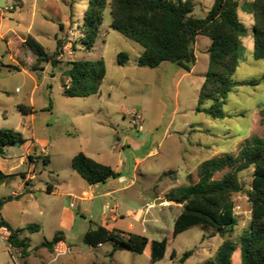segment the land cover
Returning <instances> with one entry per match:
<instances>
[{
    "label": "rangeland",
    "instance_id": "1",
    "mask_svg": "<svg viewBox=\"0 0 264 264\" xmlns=\"http://www.w3.org/2000/svg\"><path fill=\"white\" fill-rule=\"evenodd\" d=\"M252 1L239 0L243 34L239 64L233 73L236 86L224 98L223 117L196 111L208 67L207 36H197L196 62L191 71L168 61L157 67L139 66L136 60L144 47L110 26L108 3L97 39L87 48L78 38L88 0L0 1V128L19 131L26 139L23 144L6 145L0 154V170L17 173L8 180H0V199L13 191L23 192L20 172L34 174L33 192L2 206L15 226H40L38 230L26 231L30 241L28 254L23 257L18 248L0 237V264H40L50 258L54 259L52 264H198L215 254L223 237L211 227L197 224L172 236L181 206L164 199L173 197L179 186L196 181L202 161L214 155L236 154L247 138L264 135L260 113L264 108V58L253 56ZM213 2L195 0L193 13L204 16ZM27 34L40 41L49 53L56 49L57 40L61 41L62 55H58L61 61L57 67L45 62L43 70L30 68L35 55L22 43ZM121 51L128 54L123 65L117 62ZM99 58L106 68L100 91L88 96L64 95L69 61ZM250 79L258 82L245 83ZM19 104L33 111L24 114L18 109ZM211 104L207 101L203 106L208 108ZM137 112L143 117L141 130L132 122ZM28 148L38 155L34 162L21 164L20 157ZM42 148L48 156L47 164L43 163ZM79 151L120 173L108 180V186L131 185L111 198H100L101 191L96 188L90 192L89 183L71 167V158ZM11 167L14 168L10 170ZM223 171L215 177H221ZM238 175L243 189L233 194L237 224L230 236L236 244L232 264H241L239 235L250 217L247 190L252 168L239 171ZM121 177L126 179L122 183ZM49 183L57 190L46 192ZM105 201L106 210L102 207ZM116 203L117 212L128 205L138 206L137 210L142 212L138 220L131 216L119 220L123 225L119 228L132 221V232L149 240L167 238L161 259L150 258L149 245L136 253L113 240L99 247H91L83 240L82 233L89 227L107 226L104 216ZM64 206H70L75 216V221L65 229L71 248L53 252L42 243L63 229L60 218ZM187 250L192 253L184 256Z\"/></svg>",
    "mask_w": 264,
    "mask_h": 264
},
{
    "label": "trees",
    "instance_id": "2",
    "mask_svg": "<svg viewBox=\"0 0 264 264\" xmlns=\"http://www.w3.org/2000/svg\"><path fill=\"white\" fill-rule=\"evenodd\" d=\"M107 3L112 17L110 26L144 47L136 60L139 66L157 67L168 61L185 71H191L196 62L194 48L197 36H207L210 39L206 49L208 67L199 89L196 111H207L212 117L224 116V98L236 86L233 73L239 64V43L243 34V26L238 17L239 0H214L204 16L193 13V0H88L78 38L87 48L93 46L97 39ZM251 8L253 56L260 59L264 58V0H253ZM22 43L35 55L30 65L32 70H43L45 62H49L52 67L59 65L60 40H57L56 49L52 53L47 52L42 43L31 34H27ZM15 47L17 51L21 50L16 43ZM127 61L128 54L119 52L118 64L123 65ZM69 63L68 82L64 84L62 91L64 95L88 96L100 91L106 74L102 58L71 60ZM257 82L256 79H250L245 83ZM207 101H212L208 108L203 106ZM18 109L24 114L33 111L24 104H19ZM260 113L264 123V108ZM24 141L19 131L0 128V146ZM27 158L33 161L35 157L28 155ZM43 163H47L46 158H43ZM71 167L89 184L120 176L110 165L93 159L83 151L72 156ZM250 167L252 177L250 188L247 190L250 217L248 225L239 235L241 264H264V135L247 138L236 154L214 155L202 161L198 167V179L179 186L173 197L169 198L181 206V211L173 223V237L197 224L211 227L223 237V242L215 254L198 264H232V253L236 244L230 236L237 224L233 194L243 189L238 172ZM221 171L222 176L215 177V174ZM15 174L17 173L6 174L0 170V180ZM20 174L23 175L22 172ZM50 186L47 184V192L51 191ZM14 197L17 196L9 195L0 200V207ZM0 225L10 228L11 233L7 241L20 250L22 257L26 256L29 238L21 236V233L24 230H38L39 224L29 223L13 228L1 218ZM63 239L62 231H58L42 245L53 250L55 244ZM83 240L92 247L113 240L121 247L136 253L143 252L149 245L150 258L153 261L165 255L168 245L166 237L161 240H149L140 233L118 228L109 229L103 225L87 229ZM191 253L192 250H187L184 256Z\"/></svg>",
    "mask_w": 264,
    "mask_h": 264
},
{
    "label": "crops",
    "instance_id": "3",
    "mask_svg": "<svg viewBox=\"0 0 264 264\" xmlns=\"http://www.w3.org/2000/svg\"><path fill=\"white\" fill-rule=\"evenodd\" d=\"M194 2H195V0H193ZM33 60H34V58H33ZM33 62V61H32ZM32 64V63H31ZM192 70V69H191ZM67 82H68V79H67ZM25 141H26V139H25ZM24 141V142H25ZM24 142H22V143H19V144H23ZM5 146L6 145H4V146H2V148L3 149H5ZM41 152L42 153H44L43 155H42V157L43 158H46L47 159V163L49 162V160H48V156H45V150L42 148L41 149ZM3 153H4V150H3ZM86 154V153H85ZM28 155H31L32 157H35L36 155H38V154H33L31 151H29V148L27 149V151H26V153H25V155H22L21 157H20V163L21 164H26L27 162H29V163H32V162H34V160H35V158L33 159V161H30V160H28V158H27V156ZM47 163H45V164H47ZM12 168H14V167H11L10 168V170L12 169ZM116 171V170H115ZM5 173V172H4ZM23 173V175H21L22 176V188H24V190H23V192L22 193H19L18 191H16V192H12L11 194H9V195H13V196H17V197H14V198H18V197H20L21 195H23V194H25V193H29V192H33V190H34V187H33V183H32V179H34L35 177H34V174H30V172L29 171H27V172H22ZM6 174H10V173H6ZM15 175H17V174H15ZM14 175V176H15ZM10 178V177H9ZM9 178H6V179H4V180H1V181H5V180H8ZM109 179H111V178H109ZM109 179H107L105 182H101L102 183V186L101 187H98L97 186V183H95V184H89L90 186V192H91V190L93 189V188H96L97 190H100L101 191V193L98 195L100 198H106V197H110L111 198V196L114 194V193H119V191H121V190H124V189H127V187H129L131 184L130 183H127V184H125V185H120L119 187H113L114 185L112 184V185H109L108 186V180ZM121 179V183H122V180L123 181H125L126 179H125V177H121L120 178ZM50 184V183H49ZM51 186V191L50 192H48V193H51V192H53V191H55V190H57L56 188H54V186L52 185V184H50ZM95 189V190H96ZM93 191V190H92ZM99 191V192H100ZM47 192V191H46ZM66 195H68L69 196V193H65ZM9 195H7V196H9ZM93 194H91L90 196H92ZM6 196V197H7ZM70 196H73V195H71L70 194ZM74 197V196H73ZM159 197V196H158ZM5 197H3V198H1L0 200H3ZM13 199V198H12ZM11 200V199H10ZM82 200V199H81ZM7 201H9V200H7ZM7 201H5V202H7ZM164 201L165 202H171L169 199H164ZM28 202L26 201L25 202V205H24V209H25V206H26V204H27ZM73 207H74V204H73ZM77 207L78 208H81L82 206H80V205H77ZM102 207H104L105 208V210L106 209H108V201H105L104 203H103V206ZM64 208H65V210L63 211V214L61 215V218H60V222L63 224L62 226V230H59V231H62V234H63V237H64V239L63 240H61L60 242H63V243H65L66 244V246H68V248L70 249L71 248V244L70 243H68V235H67V233H66V228L67 227H69L74 221H75V219H74V215H73V213H72V210H71V207L70 206H64ZM137 208H138V206H133V205H128V206H125V208H124V211H122V212H117V209H118V206H117V203L114 205V206H111L109 209H110V211L107 213V214H105V220H106V222H107V226H105V227H107V228H109V229H111V228H118V229H122V230H126V231H131V230H133V228H134V222H132V221H129L128 223H127V225H125V227H123V228H125V229H123V228H119V226H123V225H120L119 224V220H122V219H125L126 217H128V216H131V217H133V219H135V220H138L140 217H141V214H142V212L140 211V210H137ZM0 209H1V211H0V219L2 218V219H4L11 227H13V228H18V227H23V226H25L24 224H19V225H17V226H15L14 225V223H12L13 221H12V219H10L11 217L10 216H8V215H5V212H4V206H2L1 205V207H0ZM21 209L22 208H20V210H19V213H22L21 212ZM27 225V224H26ZM104 226V225H103ZM40 227V226H39ZM90 228V227H89ZM88 228V229H89ZM87 230V229H86ZM85 230V231H86ZM27 230H24L22 233H21V236H27V232H26ZM85 231L82 233V236L84 235V233H85ZM56 232H58V231H56ZM55 232V233H56ZM54 233V234H55ZM53 234V235H54ZM28 237V236H27ZM29 238V237H28ZM30 241V240H29ZM90 246V245H89ZM99 246H101V244H99L98 246H96V247H99ZM92 247V246H91ZM51 251H53V252H55V249L53 248V250H51ZM53 261H54V259H52V258H50V259H48L47 261H42L40 264H52L53 263Z\"/></svg>",
    "mask_w": 264,
    "mask_h": 264
},
{
    "label": "built area",
    "instance_id": "4",
    "mask_svg": "<svg viewBox=\"0 0 264 264\" xmlns=\"http://www.w3.org/2000/svg\"><path fill=\"white\" fill-rule=\"evenodd\" d=\"M60 53L61 52H59L58 54L59 56L62 55ZM132 122L136 126V129L138 130L142 129L143 117L140 113L137 112L133 114ZM70 206H73V202L70 203ZM10 233H11V230L9 227H7L6 225H0V237L1 238L7 239ZM54 249H55V252H63V251H67L69 248L68 246H66L65 243L59 241L57 244H55Z\"/></svg>",
    "mask_w": 264,
    "mask_h": 264
},
{
    "label": "water",
    "instance_id": "5",
    "mask_svg": "<svg viewBox=\"0 0 264 264\" xmlns=\"http://www.w3.org/2000/svg\"><path fill=\"white\" fill-rule=\"evenodd\" d=\"M0 1H1V0H0ZM66 73L69 74V73H70V70H68ZM2 153H3V148L0 147V154H2ZM159 201H160V199H157V200H156V203H158Z\"/></svg>",
    "mask_w": 264,
    "mask_h": 264
}]
</instances>
